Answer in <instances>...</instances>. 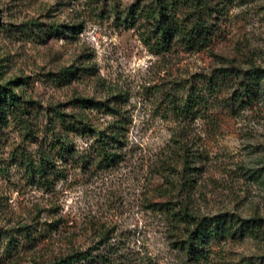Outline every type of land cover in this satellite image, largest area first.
Segmentation results:
<instances>
[{
	"label": "rangeland",
	"instance_id": "obj_1",
	"mask_svg": "<svg viewBox=\"0 0 264 264\" xmlns=\"http://www.w3.org/2000/svg\"><path fill=\"white\" fill-rule=\"evenodd\" d=\"M209 2V48L151 50L144 13L155 0H0V84L19 80L16 90L28 99L21 118L14 106L0 114V228L28 222L43 235L14 254L18 264H49L89 247L103 264H185L155 172L173 132L183 129L212 150L201 211L261 219L259 230L212 242L208 263L264 264V105L200 104L186 124L174 110L206 73L236 61L246 67L253 57L264 62V0ZM66 68L75 70L68 80ZM50 106L81 112L101 128L120 118L123 160L108 167L62 161L66 172L49 180L30 175L15 149H39L44 133L30 138L25 120L43 125ZM74 137L81 150L91 143Z\"/></svg>",
	"mask_w": 264,
	"mask_h": 264
},
{
	"label": "trees",
	"instance_id": "obj_2",
	"mask_svg": "<svg viewBox=\"0 0 264 264\" xmlns=\"http://www.w3.org/2000/svg\"><path fill=\"white\" fill-rule=\"evenodd\" d=\"M211 10L209 0H155L154 5L144 13L152 26L144 31L143 39L151 50H167L175 44L192 50L209 48L215 35L213 25L208 20ZM234 63L214 69L190 85L183 97V104L174 107L179 112L177 115L184 120L182 122L186 124L200 104L210 106L211 109L219 105H238V109H254L259 103L264 105V62L253 57L246 67L237 61ZM74 73V69L66 68L61 76L68 80ZM18 81L13 80L8 85L0 84V114L5 118L13 106L17 109H12V112L18 119L26 112L28 99L16 90L17 85L21 87ZM76 101L85 104L86 100L79 97ZM52 107L48 108L43 125L36 127L38 123L34 125L30 119L25 120L30 138L37 141L38 134L44 133L39 149L33 154L26 150L19 151V147L15 149L17 165L26 169L30 175L49 180L57 169L59 173L66 172L57 166L62 161L77 163L81 167H108L123 160L127 140L120 118H114L108 126L101 128L81 112ZM108 110L117 112L115 107L113 111ZM185 130L188 131L183 129L173 132L162 155L157 158L159 163L156 168L159 171L155 169V172L163 179L156 188L169 195L164 201L165 210L171 215L174 244L185 253V264H207L212 242L229 235L259 230L261 219H243L228 211L216 214L201 211L197 200L204 180L202 168L209 164L212 150L200 144V135ZM76 134L91 138L86 149L76 147ZM38 230V227L34 228L28 222L8 228L1 227L0 246L4 250L0 255L3 256L0 257V264H18L14 254L43 236ZM98 262L103 264L97 261L89 247L63 253L49 264Z\"/></svg>",
	"mask_w": 264,
	"mask_h": 264
}]
</instances>
